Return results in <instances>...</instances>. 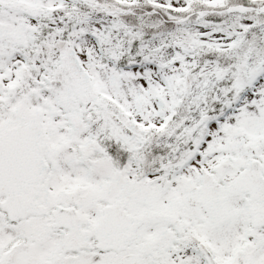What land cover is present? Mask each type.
I'll list each match as a JSON object with an SVG mask.
<instances>
[{
	"label": "snow or ice",
	"instance_id": "1",
	"mask_svg": "<svg viewBox=\"0 0 264 264\" xmlns=\"http://www.w3.org/2000/svg\"><path fill=\"white\" fill-rule=\"evenodd\" d=\"M0 264H264V0H0Z\"/></svg>",
	"mask_w": 264,
	"mask_h": 264
}]
</instances>
